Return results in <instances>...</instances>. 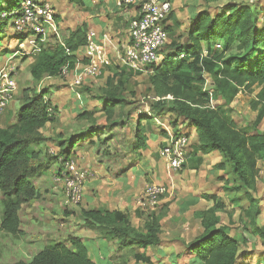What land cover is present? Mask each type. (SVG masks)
Segmentation results:
<instances>
[{"label":"trees","instance_id":"obj_1","mask_svg":"<svg viewBox=\"0 0 264 264\" xmlns=\"http://www.w3.org/2000/svg\"><path fill=\"white\" fill-rule=\"evenodd\" d=\"M18 3L19 0H0V36L9 24L13 25L11 16H3V13L12 12ZM260 6L258 0H226L213 12L194 13L184 32L179 34L173 31L178 29L180 21L172 20L171 12L165 20L170 42L160 50V61L147 66L145 72L129 71L116 64L117 69L108 76L105 90L96 98L102 104L106 123L98 122L93 112L80 111L78 117L88 125L75 133L52 138L58 153L51 156L50 163L62 164L56 174H62L63 163L85 143L95 146L99 158L113 162L120 157V146L133 154L147 149L153 118L171 115L174 135L186 134L189 148L191 131L195 130L197 148L202 154L220 153L221 161L213 169L231 170L236 180L232 190L241 192L248 202L244 214L253 228L245 227L264 240V225H258L256 221L262 209L255 196L260 163L264 162V127L261 129L264 121V9ZM63 39L71 53L58 43L46 44L30 64L35 81L44 76L59 77L64 67L74 70L77 52L86 42L85 29L69 32ZM143 73L148 74L149 96L155 101L150 105V113L139 109L132 125L130 117L134 101L127 98L126 91L136 96L130 78ZM208 81L211 87L207 89ZM255 85L259 91L251 101V108L257 115L252 123L255 131L250 133L238 127L231 117V104L242 90ZM46 93L47 88L33 93L24 91L16 122L0 127V191L4 195L0 229L11 235L24 234L20 210L37 195L32 179L47 167L39 162L40 150L33 148V145L49 140L41 129L54 120L57 112V107L45 97ZM167 95L173 99H167ZM214 101L219 103L214 104ZM129 105L132 108L126 110ZM130 125L132 139L124 144L126 133L117 139L116 130H127ZM116 140L118 146L113 149L110 144ZM201 197L214 204L196 212L203 231L184 243V250L175 256L173 263L178 264L180 259L187 257L184 264H249L248 253L240 248L241 240L231 235L227 226L221 223L218 212L226 208L221 197L211 193ZM80 215L85 228L95 231L101 239L114 242L118 251L131 252L137 264H152V257L146 250L163 244L162 216L156 212L142 215V229L134 228L128 212L121 210L82 209ZM135 248L143 251L137 252ZM13 264L97 263L90 256L85 241L70 236L66 242L47 245L28 261Z\"/></svg>","mask_w":264,"mask_h":264},{"label":"rangeland","instance_id":"obj_2","mask_svg":"<svg viewBox=\"0 0 264 264\" xmlns=\"http://www.w3.org/2000/svg\"><path fill=\"white\" fill-rule=\"evenodd\" d=\"M23 0H19L17 6L12 8V12H18ZM50 2L59 13V20L65 24L72 26L73 15L76 13L83 14L89 11L93 12L90 0H47ZM174 6L178 8L172 10V20L177 18L180 21V26L177 30L174 29V33H182L189 24L191 17L194 13L201 10L215 11L219 5H222L226 0H173ZM260 7L264 9V0H258ZM86 4V7H85ZM85 8V9H83ZM85 14V15H86ZM88 15V14H87ZM62 18V19H61ZM171 20V21H172ZM14 16L11 17L10 23H13ZM63 37L67 36V30L61 29ZM24 37V36H23ZM20 37L14 29L13 25H8L4 32L0 36V67L3 66L9 59L15 64L17 73V91L14 98L11 100L8 108L0 117V127H7L13 125L16 122V112L23 103L24 91L30 93L38 92L43 88H47L46 96L50 99L53 106L57 107L54 120L49 122L44 128L41 129L42 134L49 140L45 143L35 144L33 148L40 150L41 157L39 162L43 166L42 171L37 173L32 179V182L37 187V195L23 204L20 210V217L22 221V229L24 234L11 235L0 229V264H13L18 261H28L35 254L41 251L44 247L55 242H66L70 236H85L87 234L96 233L95 231L85 228L83 225V219L81 217V210L85 209L84 198L80 205L69 206L66 205L65 194L63 193L62 184L57 182V168L62 165L60 162L50 163L51 156H56L58 149L56 148V142L52 138L56 139L60 134L68 135L81 130L84 126L88 125L87 121L78 117L80 111L93 112L94 117L100 123H106V114L102 111L101 102L96 99L98 95L105 90V80H102V75L98 76L95 81L82 85H76L72 80L71 75L59 77L44 76L40 81H35L30 73V64L36 58V55H16V51L21 48V43H27V39ZM170 42V41H169ZM54 42H51V44ZM22 49V48H21ZM117 69L115 65L111 66ZM107 69L104 70V72ZM133 75V74H132ZM130 86H134L136 96H132L126 91L127 98L130 101H134L133 113L131 114L130 124L134 125L139 109L150 113V105L155 101V98L150 97V85L148 83V74L143 73L140 75H133L130 78ZM206 88L211 87L210 81L205 85ZM133 88V87H132ZM259 91L258 85L253 86L251 89H244L240 92V96L236 98L234 104H231V117L236 121L238 127L247 130L248 132H254L252 123L257 115V112L252 110L251 101ZM214 104L219 103L214 101ZM12 108V110H10ZM132 106H127L126 110L131 109ZM77 113V114H76ZM173 116L160 117L156 121L154 118L152 126L155 131L159 133H167L165 126H172ZM128 133L131 134V125L128 126ZM264 127V121L261 125V129ZM117 134L124 135L127 130L117 129ZM194 134V133H193ZM168 141V140H167ZM91 144L85 143L81 147L89 148ZM118 146V142L113 141L110 147ZM73 155L70 156L72 158ZM131 159V158H130ZM129 159V161H130ZM136 160V158H133ZM168 165V166H167ZM167 173H175L172 169H169V164L166 161ZM169 167V168H168ZM261 174L257 179V191L255 196L258 198L259 205L262 209L261 215L257 218L258 225H264V162L260 163ZM114 170V169H111ZM147 170V169H143ZM184 170V169H182ZM182 170H179L182 172ZM92 175L90 178H96V172L89 170ZM177 173V172H176ZM234 175L230 169L218 171L216 169H204L202 173H198V177H191L186 175L181 178L180 181H176L175 185L171 183L167 185L168 192L165 197H170V200L163 201L154 210H143L141 207L127 209L131 223L134 228L142 229L143 218L148 213L156 212L162 216L161 236L166 239L160 247H151L147 249L146 253L152 257V264H174L172 257L168 258V254L172 255L182 253L184 250V243L190 241L202 231V225L200 219L197 217L194 209L186 208L184 211L180 206L184 197H188L196 192V194H216L219 195L226 205L225 210L219 211L222 225L227 226L231 235L241 240L240 248L246 251L249 255L247 262L249 264H264V240L259 236H254L251 232L253 228L250 225L249 219L245 216L244 212L248 206L247 200L242 196L241 192H235L232 190L235 182ZM149 183V181H148ZM92 190V191H91ZM88 193L93 195L94 189H91ZM140 194L138 197H141ZM83 197H85V190ZM164 197V198H165ZM4 195L0 191V223L2 221V209H3ZM91 199H89L90 202ZM212 207L213 201L203 202L200 204L201 209H206L205 206ZM91 209V208H88ZM250 225V229L246 227ZM246 226V227H245ZM97 234V233H96ZM78 236V237H79ZM180 238L179 241L174 239ZM83 239V238H82ZM84 240V239H83ZM85 244L90 249V256L95 258L97 264H106L103 257L107 256L108 261L114 262V264H137L132 256V253L126 250L118 251L117 247H111V249L101 247L100 251L94 248L92 242L87 241L85 238ZM106 243L109 241L105 240ZM113 243V242H111ZM161 250L158 252V250ZM135 251L142 252V249L135 248ZM111 252V253H110ZM108 253L110 256H108ZM161 255V257L159 256ZM102 260H98V257ZM171 256V255H170ZM175 258V257H174ZM176 259V258H175ZM188 260L187 257L180 259L177 263L184 264Z\"/></svg>","mask_w":264,"mask_h":264},{"label":"built area","instance_id":"obj_3","mask_svg":"<svg viewBox=\"0 0 264 264\" xmlns=\"http://www.w3.org/2000/svg\"><path fill=\"white\" fill-rule=\"evenodd\" d=\"M125 6L139 5V13L128 24V41L122 46H114L109 33L98 34L89 30L86 42L78 52V60L74 70L64 67L60 76L71 75L76 85H82L86 79L98 77L104 70L116 63L120 68L129 71L145 72L147 66L161 59L160 50L169 41L165 20L173 10V0H121ZM56 8L48 1L23 0L18 12H5L3 16H14L13 26L19 35H24L27 43H21L16 55H37L43 47L55 42L71 53L62 36L57 19ZM220 48L221 44H217ZM114 55V56H113ZM16 66L9 59L0 67V117L8 108L17 91ZM73 75V74H72ZM167 99H173L171 95ZM189 150V137L185 135L171 136L161 149L170 169L182 170ZM89 169L82 167L74 157L63 163L61 175L57 182L62 184L66 205L78 206L83 201L86 181L91 177ZM168 189L164 184L147 185L144 193L138 198V206L142 209H155L162 202Z\"/></svg>","mask_w":264,"mask_h":264},{"label":"crops","instance_id":"obj_4","mask_svg":"<svg viewBox=\"0 0 264 264\" xmlns=\"http://www.w3.org/2000/svg\"><path fill=\"white\" fill-rule=\"evenodd\" d=\"M90 1L91 2L89 3L91 4V6H89L88 8H93V12L88 10V15L84 13L83 16L79 12L76 13V15H73L72 26L65 24L63 21L59 20L60 17L58 13L57 19L59 21L60 28L66 29L68 34L69 32L75 31L79 28L85 29L86 34L89 30H94L98 34L109 33L113 39L114 46L119 45L120 47L125 42H127L128 24L131 19L138 15L140 6L137 4L125 6L122 4L121 0ZM174 4L175 2H173V10L175 11L178 7L174 6ZM114 65H116V63ZM113 69L114 70H111L110 66L104 72L101 79L105 80V83L108 76H111L115 72L116 69ZM78 73L79 71H73L72 74L77 75ZM94 79L96 78H88L85 82L86 84H89L95 81ZM239 94L236 98L240 96ZM235 100L232 104H234ZM10 110H12V108ZM158 118L159 117H154L156 121L158 120ZM165 128L167 130V133L163 134L159 133V131H155L156 128L154 129L153 127V131L148 140V148L145 150H141L136 154L131 153L126 147L120 146V149L118 151L120 159L118 158V160H116L115 162H113L112 160L106 161L99 158L96 153L95 146H90L89 148L79 147L75 149V151L73 152V157L78 160L79 164L84 168L96 172V178H89L86 181L83 207H85V209H107L127 212L126 210L131 209V206L132 208H135V205L138 206V196L144 193L147 185L152 183L164 185H170L171 183H173L175 185L176 181H180V179L185 177L186 175H190L191 177L194 176L196 178L198 177V173H202L204 169H213V166L221 161V155L217 151L204 155L198 150L196 144L197 133L195 130H193L191 131V146L188 150L187 161L183 167L184 170H182V172L176 171L177 173H167L166 159L161 155V149L166 144L167 140H169L170 137L175 134V132L171 126H169V128L168 126H165ZM125 136L126 138L124 144H128V141H131L132 139V135L129 136L128 129ZM133 158H136V160H134ZM110 165L111 167L109 168L108 166ZM108 169L114 170L109 171ZM119 169L123 170L118 172ZM143 169L147 170L143 171ZM91 189H94L95 191L94 193H92L93 195H89L88 193ZM203 194L204 193L196 194L195 192L191 195H188V197H184L185 199L180 205L182 207V210L184 211L186 208L194 209V211L205 210L201 209L199 206L203 202H205V204L209 202L208 200L201 197ZM164 197L163 201L170 200V197ZM89 199H91L90 202ZM205 208L208 209L209 206L207 205L205 206ZM87 232L91 231L89 230ZM81 238H83L84 240L86 238L87 241L92 242L94 248L96 247V250L100 252L101 247H105L108 249H111V247H115L114 242L106 243L105 240L99 238L96 233H90L85 236H81ZM161 238L163 243L165 244L166 239L162 236ZM178 240L180 241L181 239H174V241ZM88 249L90 248L88 247ZM159 251L161 250L159 249L158 252ZM172 254L173 253L168 254V258L170 259V257H172L173 261L175 259L174 257L177 254ZM108 256H110L109 253ZM159 256L161 257L160 254ZM97 257L98 256H96V258ZM108 258L109 257L105 256L102 259L105 260L106 264H114V262L108 261ZM92 259L95 261V258ZM102 259L98 257V260Z\"/></svg>","mask_w":264,"mask_h":264}]
</instances>
